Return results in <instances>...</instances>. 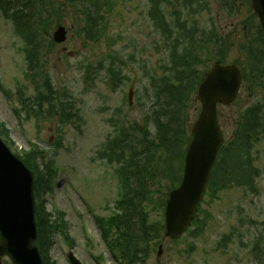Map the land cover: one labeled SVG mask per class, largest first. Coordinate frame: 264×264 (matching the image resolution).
<instances>
[{
  "label": "rangeland",
  "instance_id": "374dc122",
  "mask_svg": "<svg viewBox=\"0 0 264 264\" xmlns=\"http://www.w3.org/2000/svg\"><path fill=\"white\" fill-rule=\"evenodd\" d=\"M169 1L162 6L168 23L176 29L173 15L180 13L174 12L171 5L181 3L182 19L194 33L197 46L202 47L198 48L200 81L218 61L221 45L214 44L210 50L203 48L204 41L215 34L232 44L224 64L238 63L234 65L242 69L240 65H245V59L241 49L258 34V18L250 0ZM50 3L55 7L60 5L67 13L63 21L68 31L67 41L58 45L53 42L57 26L50 30L48 37L38 36L42 52L38 70L33 73L27 70L24 41L15 33L12 21L0 14V124L9 131L13 153L24 155L35 144L42 151L43 162L53 163L56 170L55 184L43 198L52 221L60 220L61 224L62 220L63 226L49 248L50 264H70V253L81 264H97L96 259L101 264H118L96 224L97 217L108 218L119 212L118 180L115 167L98 160L97 154L116 126H127L131 135H136L138 128L144 129L145 113L151 107L146 95L153 83L161 82L168 75L170 46L149 17L150 0H112L111 6L104 10L108 24L106 37L96 44L85 39L81 32L82 17L65 0ZM203 31L205 37L201 36ZM190 37L191 34L184 35L183 42L179 40V43L188 45ZM258 44L257 58L264 51L263 43ZM112 62L115 68H123L122 71L117 68L114 77L106 75V68ZM243 85L231 106L218 108V121L229 144L235 137L241 114L261 101L263 108H256L261 112L255 114V110L249 114V120L256 121L259 141L250 151L251 165L244 160L249 166H242L237 160L239 151L232 149L219 178L227 170L235 169V181L245 182L241 176L251 173L255 177L252 186L257 191L252 192L250 184L237 187L233 183L224 190L210 192L201 207L199 222L179 240L164 236L163 211L146 208L149 225L160 224L162 229L147 236L144 264H254L252 248L264 238V82L263 87ZM37 89L44 95L51 90L56 99L55 110L48 106L39 110L35 105L39 96ZM59 99L70 103L71 110L57 112ZM20 102L29 104V115ZM200 111L194 93L187 112L189 129ZM67 114L70 116L64 117ZM159 192L164 194L167 190ZM115 236L113 233L111 239ZM2 263L10 264V261L4 258Z\"/></svg>",
  "mask_w": 264,
  "mask_h": 264
},
{
  "label": "trees",
  "instance_id": "16d2710c",
  "mask_svg": "<svg viewBox=\"0 0 264 264\" xmlns=\"http://www.w3.org/2000/svg\"><path fill=\"white\" fill-rule=\"evenodd\" d=\"M50 1L0 0V14L12 21L18 36L24 41L23 53L28 66L27 70L31 73L38 70L42 52V44L39 43L38 36L39 38L48 37L50 30L55 26L62 25L67 16L63 7L60 5L55 7ZM65 1L70 9L75 10L82 17L81 32L83 36L91 43H101L102 39L106 37L108 26L104 10L111 6L112 0ZM197 1L193 0L192 2ZM169 2V0H150V19L158 30H161L163 34H168L167 38L171 44L169 45L173 48V61L168 69V75L163 77L161 82H157L153 92L148 94L147 100L151 101V107L146 112L145 129H136L138 135H131L129 130L122 128L116 138L109 142L104 153L102 152V159H107L109 163L118 165L121 192L117 204L120 213L113 215L108 220H99V226L107 246L112 252L118 253L116 259L121 260L120 264H144L143 261L148 252L146 247L147 236L158 233L159 229H162L160 224H157L156 227L149 225L146 208H152L153 212L164 210L168 194L181 182L185 152L191 140L188 132L189 116L187 112L192 103L196 86L200 81L198 48L202 47L197 46L194 33L189 31L186 22L182 19L181 7L183 5L181 3L178 2L175 7L170 4L175 10L174 12L180 13V15H174L176 29L167 23L168 20L162 6L168 5ZM177 28L178 32H176ZM174 32H176V37L172 39ZM257 33V37L254 40H249V43L242 48L246 58L245 80L250 85L263 87L264 51L258 53L259 57H256L257 49L260 48L258 43L262 42L264 46L259 25ZM190 34L188 45L179 43V40L183 42L184 35ZM179 36L182 38L179 39ZM201 36H206L204 31ZM204 42L203 48H207V50L213 48L214 44L221 45L218 59L221 62L226 61L227 53L232 48V44H228L226 39H219L216 34ZM38 94L35 105L39 107V110H42L44 106L55 110L54 101L56 99L51 90L47 95L40 92ZM69 106L70 103L59 99L57 112L65 109L71 110ZM144 106H146L145 103ZM257 107L263 108L262 105ZM257 107L245 112L235 139L224 148L211 178L210 191L212 193L224 190L233 183L237 187H247L248 184V186L251 185L252 192L257 191L252 186V178L255 179V177L251 173L241 176L245 182L235 181L233 178L235 169H232L233 172H230L231 169L227 170L225 176L219 178L224 169L223 164L228 162L232 149L239 151L237 160L242 166H249V162L251 165L250 151L253 150L254 144H257L259 139L256 138V121L252 118L249 120V114L255 110V114L258 111L261 112L260 110L257 111ZM65 117L69 116L65 115ZM0 135L8 141L10 140L9 131L2 124H0ZM134 136L138 137L134 138ZM238 145L244 146L247 151L244 150L245 148L239 149ZM30 148V151L25 152L20 158L35 176V195L38 201L36 210L37 246L45 264H50L49 248L56 234L62 229L60 220L53 222L51 214L45 211L43 198L52 190L56 170L52 166L53 163L43 162L44 157L38 146L34 145ZM235 157L234 153V161H237ZM244 160L249 162H244ZM255 173L258 175V171ZM162 181L164 182L163 186L161 185ZM154 187L156 192H154ZM163 189L167 192L161 194L159 191ZM113 233L116 236L111 239ZM252 252L256 264H264L263 237L260 239V243H256L252 248Z\"/></svg>",
  "mask_w": 264,
  "mask_h": 264
},
{
  "label": "water",
  "instance_id": "95a60500",
  "mask_svg": "<svg viewBox=\"0 0 264 264\" xmlns=\"http://www.w3.org/2000/svg\"><path fill=\"white\" fill-rule=\"evenodd\" d=\"M264 34V0H252ZM60 27L54 35L58 43L66 41ZM241 73L235 66L216 64L198 89L202 113L192 129L193 140L185 158L183 181L169 195L165 209V237L177 240L195 221L223 137L217 122V104L230 105L237 98ZM35 222L34 179L0 139V264L7 256L13 264H44L38 248ZM162 249L160 248L159 255ZM72 264H80L73 254Z\"/></svg>",
  "mask_w": 264,
  "mask_h": 264
}]
</instances>
